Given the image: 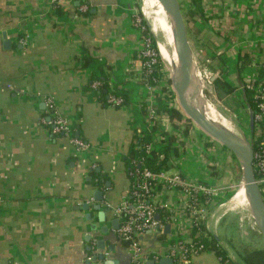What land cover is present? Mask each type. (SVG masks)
I'll list each match as a JSON object with an SVG mask.
<instances>
[{"label":"crops","instance_id":"obj_1","mask_svg":"<svg viewBox=\"0 0 264 264\" xmlns=\"http://www.w3.org/2000/svg\"><path fill=\"white\" fill-rule=\"evenodd\" d=\"M232 2L233 20L217 26L211 23L218 15L205 18L191 10L194 47L234 89L224 96L231 101L238 97L234 100L248 111L250 126L243 87L256 80L264 66V33L259 41L249 0ZM138 7L137 0H0V264H101L91 262L99 253L118 264H132L111 222L130 186L123 157L135 133L147 130L140 110L147 91L140 59L142 24L134 23L140 18ZM56 9L62 13L55 14ZM3 34L10 43L8 49H4ZM84 57L91 58L87 66ZM99 68L107 75L110 92L126 93L130 104L105 107L93 91L84 89ZM46 97L58 115L69 121L73 135L89 145L87 149L77 152L67 137L53 135L41 123ZM183 141L170 172L215 192L197 226L204 229L201 235L212 234L233 262L242 264L228 248V240L217 236L216 221L211 225L225 186L218 166L222 149L193 128ZM99 180L103 186L95 187ZM97 189L104 195L101 209L110 210L104 223H99L95 211L80 209L85 203L95 204L92 193ZM159 204L157 218L165 220V225L139 238L140 251L148 257L145 264L153 256L169 258L178 242L197 237L189 231L180 235L173 225L165 234L177 206L172 193ZM103 228L106 234L100 233ZM96 240L104 241V250L87 251ZM187 264L222 263L206 250L191 256Z\"/></svg>","mask_w":264,"mask_h":264},{"label":"built area","instance_id":"obj_2","mask_svg":"<svg viewBox=\"0 0 264 264\" xmlns=\"http://www.w3.org/2000/svg\"><path fill=\"white\" fill-rule=\"evenodd\" d=\"M184 1L189 11L195 10L191 0ZM234 7L235 5L232 0H199L198 9L199 13L201 11L205 18L211 15H218L212 19L211 23L217 26L220 23L225 24L229 20H233L231 18ZM248 8L253 20L254 33L260 41L261 34L264 33V0H249ZM134 23L140 27L141 19L135 18ZM232 28L236 29L234 25ZM243 28L246 29L245 27ZM142 40L143 51L140 55V59H143V61L141 60L142 70L144 74H150L153 67L156 66V54L150 46V40L148 38H143ZM203 71L206 81L220 77L219 71L212 72L207 69ZM254 81L247 82L243 89H254ZM97 85L95 83L93 87ZM145 88L147 93H150V90L154 89L148 85ZM254 100L256 102L255 108L250 111L254 131L251 137H249L252 149L255 144L252 169L264 202V84L255 88ZM43 102L45 108L43 111L44 115L40 120L41 123L49 127L53 135H64L67 137L77 152L87 149L89 145L73 135V129L69 121L58 115L53 101L46 97ZM121 103L122 99L119 97L111 96L108 99V104L112 107H119ZM145 112L143 117L147 129L146 132L151 130L154 122L156 123L160 120L165 123L163 126L157 125L159 132L157 130L153 135L152 141L144 145L146 153H149L153 147L158 146L161 140L159 134L162 132H166L177 138L181 136L183 131L181 123H176V127L169 129L170 122L166 115L155 111L149 104ZM130 175L133 176L134 181L113 211L114 217L118 220V228L115 232L118 239L128 249L132 264H145L148 257L144 256L140 251L139 238L155 229H162L165 225V220L159 221L158 218L156 219L158 211L161 208L159 203L164 195L172 193L175 199V206H177L175 211L181 212V214H175L176 212L174 211V216L171 217L168 223L169 225H173L180 235H183L186 231L192 233L197 229L199 218H202L204 214V206L216 194L208 186L183 180L178 172L163 171L154 173L143 167L140 170H133L130 172ZM181 215L187 220L185 222H188V224H184V218L182 219ZM204 251H206L204 245L200 241L195 240V238L190 237L187 241L178 242L169 251L168 257L173 260L174 264H187L191 256ZM151 260L154 264H157L159 257L153 256ZM224 264H235L230 258V253L228 254V260Z\"/></svg>","mask_w":264,"mask_h":264},{"label":"trees","instance_id":"obj_3","mask_svg":"<svg viewBox=\"0 0 264 264\" xmlns=\"http://www.w3.org/2000/svg\"><path fill=\"white\" fill-rule=\"evenodd\" d=\"M191 2L195 8V10H193L194 13L199 12L198 9L199 0H191ZM193 11H191L188 15L191 18L193 16ZM54 13L61 14L62 12L56 9ZM139 17L141 18V24H142V37L148 38L150 40V46L154 51V53L156 54V66L153 67L150 74H144V73L142 74V79H143L142 84L154 88L155 86H157L158 81L162 79V74L160 69L163 66V62L161 61V58L159 56L156 41L152 36V34L150 33L149 27L145 22V20L143 19V16L140 11H139ZM141 60L143 61V59ZM90 62H91L90 57H86V58L84 57V66H87ZM244 62L245 61L242 62V65L244 64ZM166 82L170 83V80L166 79ZM95 83H97L98 85L96 87H93V84ZM212 84L216 87V89H218L220 92H223V94L226 95H229L234 91V89L228 83L221 80L220 77L214 79ZM263 84H264V66H262L259 69L258 78L253 82L254 89L243 90L244 98L250 111H252L256 105V102L254 100L255 88ZM84 89L93 91L97 101L105 107L110 106V104H108V99L111 96L119 97L122 99V103L120 106L130 104L129 97L126 93H123L121 91L110 92L107 86V75L104 73L103 68H99L98 73H92L90 75L88 84L85 86ZM160 90L162 92H165L164 87H160ZM147 106H148L147 101L143 100L142 102H140V110L142 116L145 115L146 113L145 110ZM157 106L158 107L156 108V111L166 115L172 127H176L177 126L176 123L182 124L183 126L182 134L180 137L177 138L166 132L160 133L159 135L161 140L158 146L153 147V149L149 151V153H146L144 151V145L149 144L152 141L154 133L158 130V126L154 122L149 132H143V131L136 132L135 135L133 136V141L131 142L128 148L127 154L123 157V164L126 175L130 181V185H132V182L134 181V178L132 175H130V172H132L135 169L140 170L144 167L154 173L170 171L173 168V159L179 156V150L184 145L183 138L189 136V131L192 126V123L188 118L184 117V115L174 106V104L160 103ZM253 151H255V144L253 146ZM232 158L235 160L233 156ZM95 186L102 187L103 186L102 181L101 180L97 181ZM203 231L204 229L201 227V225H199L197 229H195L192 232V235L196 233L197 237L195 238V240L200 241V243L204 245L205 250L213 251L215 253V256L220 260V262L224 264L225 261L228 260V254L224 250V247L212 234L208 233L207 235H203V234L201 235ZM236 256L239 257L242 264H264V248L252 249V250L243 248L242 251L237 252Z\"/></svg>","mask_w":264,"mask_h":264},{"label":"rangeland","instance_id":"obj_4","mask_svg":"<svg viewBox=\"0 0 264 264\" xmlns=\"http://www.w3.org/2000/svg\"><path fill=\"white\" fill-rule=\"evenodd\" d=\"M137 1L139 6V11H142L141 2L140 0ZM178 2L180 5L181 14L184 19L187 37L190 40V43L193 48V52L196 56V62L193 60L192 63L195 69L198 71V80L200 81V85L202 88L201 91L202 98L206 100V103H209L214 107H217V109L224 116L229 118L233 122L235 127L238 129L241 139H244L250 143L251 142L250 141L251 139L249 138L251 137L250 126L247 123L248 111H244L243 109L244 105H242V103L239 100L238 101L234 100L235 98H238L237 96L231 101L230 99L224 96L223 92H220L218 89H216V87L212 84L213 82L212 80L206 81V79L204 78L203 70L207 69L213 72L214 67L209 63H205V61H203L204 58L196 54L197 49L195 51V47H194L195 46V42H194L195 38L193 32L194 25L192 24V18L188 16L190 11L186 8L184 0H178ZM161 61L163 62V66L160 69L162 74V79L158 81L157 86H155L154 89L150 90V93H145L144 98L147 99L148 104L155 111L156 108L158 107L157 106L158 104L169 103V104H174V106L178 108V110L181 112L178 103L176 101V95L171 82L172 81L171 71L168 69L167 65L162 59ZM166 79H169L170 83L166 82ZM160 87H164L165 92H162L160 90ZM182 114L184 115V117H186L184 113ZM156 123L158 126L165 125V123L161 122L160 120L159 122ZM171 128L172 125L169 123V129ZM191 128L195 129L200 134H204V132H202L193 123ZM219 146L220 145L217 143V147ZM220 147L222 149L223 156L220 155L221 159L218 158L219 160L218 166L222 168L221 178L223 176L225 186L222 187V193H221L222 197L218 198L219 202L215 207L216 208L215 215L212 218L211 225L213 226L214 222L216 221L217 236H219L221 239L228 240L226 241L229 246L228 248L231 247L234 250L235 255H237L238 251H242L243 248L245 249L247 248L249 250L260 249V248L263 249L264 240L260 235L256 225L254 224L252 217L250 215L247 216L244 215V211L242 208L243 206L240 204L237 208H229V203H231L230 200L233 197H238V191L241 186L240 183L242 182V172L239 164L236 162V160L232 158V154L228 150L223 149L222 146ZM231 196L232 198H230ZM226 201L227 204L225 205V208L221 210L220 207L224 205ZM223 213L226 214L224 215Z\"/></svg>","mask_w":264,"mask_h":264},{"label":"water","instance_id":"obj_5","mask_svg":"<svg viewBox=\"0 0 264 264\" xmlns=\"http://www.w3.org/2000/svg\"><path fill=\"white\" fill-rule=\"evenodd\" d=\"M166 11L170 17V29L173 42L176 46L177 52L180 54V59L178 57V71L174 78H172V86L176 95V101L182 113L185 114L191 123L196 125L206 136L211 138L213 141L217 142L220 146L228 150L232 156L235 158L236 162L239 164L242 172V186L244 189V194L248 202L251 217L256 225L260 235L264 240V202L261 192L256 184L252 162H253V149L252 144L246 140L238 139L233 133L227 129L220 127L215 122L211 121L202 114L197 113L193 106L187 100V91L189 85V75L191 70L192 61L196 62V56L193 52L190 40L187 37L186 28L183 16L180 11V6L178 0H156ZM142 13V11H141ZM144 18V15L142 13ZM145 20V18H144ZM148 27L150 26L145 20ZM151 33V29L149 28ZM4 49H8L9 42L6 39V35H2ZM195 56V57H194ZM213 81V80H212ZM44 108V105H41ZM178 109V108H177ZM251 116V115H250ZM253 131V120L250 117V134ZM78 137V134H76ZM98 172V171H97ZM97 187V186H95ZM232 198V197H231ZM92 200L95 204L89 205L88 203L83 204L80 209L84 211H95L97 213V219L99 223L106 222L107 214L109 209L105 211L101 209V204L104 201V195L102 190H96L92 193ZM87 219H90V215L87 214ZM157 219V217H156ZM112 229L114 231L118 228V220L115 219L111 222ZM96 226H92L91 230H95ZM170 225H166L164 233H169ZM106 229H100V233L106 234ZM95 238V237H94ZM90 240V238L88 239ZM220 243L221 241L217 239ZM224 250L227 254L229 251L225 246ZM94 248L97 251H103L105 248V243L103 240H96L93 246H88L87 251H91ZM112 251V248H108ZM92 263L101 264H118L117 260L106 259L103 253H99L96 257L91 259ZM235 263V262H234ZM146 264H154L152 260L148 261ZM157 264H174L171 258H161L158 260ZM237 264V263H235Z\"/></svg>","mask_w":264,"mask_h":264},{"label":"bare ground","instance_id":"obj_6","mask_svg":"<svg viewBox=\"0 0 264 264\" xmlns=\"http://www.w3.org/2000/svg\"><path fill=\"white\" fill-rule=\"evenodd\" d=\"M140 2L141 9L150 25L151 34L156 39L159 56L171 71V77L174 78L179 68L178 57L180 59V54L177 52L171 36L170 17L156 0H140ZM201 91L202 88L198 80V71L192 63L187 91L188 102L197 113L204 115L220 127L233 133L238 139L243 140L233 122L224 116L217 107L206 103V100L202 98ZM230 201L229 208H237L241 204L243 206L244 215L251 216L242 184L238 191V197H234V199Z\"/></svg>","mask_w":264,"mask_h":264}]
</instances>
